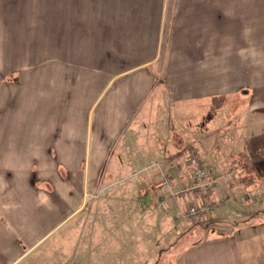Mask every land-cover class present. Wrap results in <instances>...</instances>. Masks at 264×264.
Listing matches in <instances>:
<instances>
[{"label": "crops", "instance_id": "obj_1", "mask_svg": "<svg viewBox=\"0 0 264 264\" xmlns=\"http://www.w3.org/2000/svg\"><path fill=\"white\" fill-rule=\"evenodd\" d=\"M98 1L86 0V11H83L79 8L80 0H0V264H71L69 256L80 243L86 249L85 254L93 253L97 240L89 226L92 206L88 204L93 194L89 193V187L93 189L92 178L89 181V170L86 176L83 171L80 175L79 170L73 169L75 162L66 161L89 157L96 150L90 148V142L106 143V150L108 139L117 132L118 137L134 142L125 151L126 155L153 159L158 167L161 165L158 174L151 175L158 179L163 177L165 166L181 169L178 160L175 161L179 152L168 148L169 142L175 140L174 135L170 136L175 101L236 92L245 85L250 93L252 90L250 107L246 110L264 108V54L256 55L253 51L255 45H264V0H165L160 6L166 20L164 29L184 31L182 37L174 40L182 41L186 47L192 45V40L198 42L196 37L192 38L195 35L191 36L195 30L205 53L194 57L200 62L215 63V67L202 64L198 69L176 70L174 62H185L190 56L178 52V57L171 53L158 57L166 61L165 69L155 65L150 70L145 63L152 64L159 56L153 51L150 56L139 59L141 65L120 68L115 73L110 68L103 71L107 77L104 86L95 85L88 109L79 110L74 105L79 101V85L75 80L79 73L75 77L73 72L56 76L58 71L50 75L45 71V75L40 68L50 59L48 48L62 43L63 27L57 24L55 15L96 12ZM102 2L105 6L111 3L106 8L105 19L116 30H121L123 21H128L129 17L123 19L124 14L140 13L137 7L125 10L122 0ZM97 20L99 23L101 18ZM129 20L135 22L137 18ZM69 28L73 25L64 27ZM74 42L78 44V40ZM72 44L70 41L69 45ZM237 45L247 47L245 59L243 54L237 55L236 48L230 54H235L238 62L247 63L245 71L223 70L224 48L213 52L205 49ZM31 61L36 64L32 65ZM101 101L102 107L94 118ZM85 114L89 116L84 122ZM91 123L93 129L89 130ZM197 139L202 145V151L199 150L202 163L205 166L207 159L213 165V173L218 174L215 178L218 189L206 198L211 206H216L217 212L219 204L227 199L232 204L235 201L229 191L240 198L244 195L236 191L242 189L250 191V198L262 195L264 130L253 145L246 138L240 149H235L233 143L228 150L220 147L221 139L217 138L205 141L197 136ZM230 141L234 142V137ZM218 152H223L219 161L214 159ZM64 164L74 172L66 171L63 175ZM142 164L124 175L150 176ZM246 172H253L257 180L252 182L240 176ZM132 177L135 176L129 178ZM181 179L174 178L170 187L137 185L135 178L133 186H126L135 192L136 198L129 204L131 209L122 205L118 209L123 220H119V231L114 227L113 237L109 209L103 219L101 241L107 247L102 257L104 264H264V218L261 217L239 228V233L196 238L177 251L173 249L176 239L184 232L174 223L176 209L180 211V202L184 200L181 196H185L183 189L178 190ZM253 183L257 186H252ZM112 186L115 185L103 188ZM200 195L201 192L196 195L198 201L206 196ZM169 210L174 214H171L172 221ZM181 215L188 217L186 209H181ZM246 215L257 216L248 211ZM161 216L165 219L159 221ZM218 216L216 226L220 227L230 226L229 220L234 219ZM90 223L95 226L93 220ZM248 229L250 235L238 240L240 233ZM52 236L54 242L59 240L58 246H52V241L47 240ZM116 238L117 248L112 249Z\"/></svg>", "mask_w": 264, "mask_h": 264}, {"label": "rangeland", "instance_id": "obj_2", "mask_svg": "<svg viewBox=\"0 0 264 264\" xmlns=\"http://www.w3.org/2000/svg\"><path fill=\"white\" fill-rule=\"evenodd\" d=\"M109 1V0H108ZM165 0H122V6L125 10L130 11L129 9L139 8L140 13L136 14H124L123 19L128 21H123V28L121 30L113 29L109 27L105 19L106 8L111 6L109 2L108 5L101 3V0L96 2L95 5L97 8L94 9L96 12H83L77 14H59L55 15L57 17V24L63 27L62 30V43H59L57 46H52L48 48L47 57L50 58L45 63L42 64L40 71L45 75V71H48V75L53 74L55 71H58L56 76L60 73L73 72L74 75H78L79 78H76V82L79 85V101H75L74 105L80 109L87 110L89 107V96L93 93L94 87L104 86L106 78L104 77L105 70L109 71V68L112 72L119 70L120 68H128V66L141 65L140 60L146 56H150V52L154 51V55H159L156 57V61L152 64L145 63L149 65L148 69L153 70L155 65H159L160 69H165L166 61L164 58L168 53H171L178 57V52L183 54H190L188 60L185 62L175 61L174 67L176 70L183 69H198L202 68L203 65H209L212 69L215 67V63L211 62H200L194 56H198L202 52V45L199 43V38L196 35V31H191L192 38H197L198 42L192 40V45L186 47L182 45L181 42L174 40V37H182L184 31L178 30H169L168 32L164 29L165 21L164 11H161L160 6L164 5ZM82 6L80 5V10L86 11V0H80ZM84 4V5H83ZM61 5V4H60ZM82 12V11H80ZM100 17L101 20L98 23L97 18ZM137 18V21L133 22L129 20L131 18ZM158 17V21L157 20ZM54 18V19H55ZM65 25H73L72 29L65 30ZM107 25V26H105ZM76 26L77 28H75ZM167 37V38H165ZM75 40H78V44H75ZM70 41H73V44L70 46ZM162 42V43H160ZM176 42L177 45L174 43ZM181 44V45H178ZM224 48L223 51V70H233V69H247V63H242L243 61L238 62L235 54H230L231 50L237 49V55L242 57V54L245 59L246 55V46L237 45L235 47H205L211 52L216 49ZM253 51L256 55L264 54V45H255ZM234 53V52H233ZM110 57V58H109ZM228 57V58H227ZM107 58V61H106ZM128 58L132 61H125L123 59ZM29 63V62H28ZM32 65L36 64V61H31ZM103 73V77H101ZM75 77V76H74ZM73 77V78H74ZM92 82V84H91ZM93 87V88H92ZM75 88V87H74ZM252 93V90H251ZM245 85L239 87L236 92H221L217 94L204 95L202 97H194L189 100H182L181 102L175 101V106H173V112L171 115V131L170 136L174 135V142H169V150L179 152V155L176 156L175 161L178 160L180 164V171L177 170L176 166H165V175L168 176V184L163 185H173V179L182 177L181 185H179L178 190H182L185 196H181L184 200L180 202V211L176 209L175 215L169 212V220L172 221L171 214L174 215V223L176 227L181 226L183 235L176 239V244L173 246V249H181L188 242L194 241L196 238H205L209 236H214L218 233H239L238 229L243 228L244 226L254 223L259 218H264V191L262 195L251 200L250 191L242 189L236 191L238 194L246 195L249 199L244 196H236L229 191L231 199L235 198V203H230L229 200L224 201L219 204L218 213L216 211V206L212 205L210 212H212L206 222L197 223L194 222L189 217H183L181 215V209H187L191 204H194L193 195L194 191H185V187L188 184L189 180L192 178V167L189 163V147L190 145L197 148L198 154L202 157V145L199 144L198 138L203 140L212 141L214 138L221 139L219 146L228 149H231V143L234 144L235 149H240L244 146V140L249 138L254 144V139H257L261 135V131L264 130V108L254 109L252 112L247 111L246 109L250 107L251 94ZM104 94V93H103ZM261 96V95H258ZM159 101V100H158ZM157 101V102H158ZM71 103V102H70ZM102 107V101L100 105L94 112L99 110ZM72 113L70 112V116ZM89 116V115H88ZM87 114L84 115L85 119L88 118ZM91 116V114H90ZM67 118V117H65ZM93 118V117H92ZM89 130L93 129V123L88 126ZM117 131V125L115 126ZM172 130H174L172 132ZM148 133L151 135L152 127H148ZM146 136L147 134L144 133ZM247 135V136H246ZM231 137H234V142L230 141ZM107 148L104 149L106 143H95L90 142V148L95 149V152L90 153L89 157L83 159H67V163L70 161L75 162L73 165L74 170H79L81 175L82 171L87 173L89 170V181L92 178L93 189L89 187V193L93 194L88 198V204L91 207L89 210V226L96 235V240L92 248V252L87 251L82 248L81 243L73 249L70 257L71 264H104L103 254L107 252V247L104 245L102 239L103 231V219L104 216H108L106 209L110 210L112 229L111 234L113 237L114 227L119 231V220H123L122 213H119V208L122 206H128V210L131 209V202L136 198V194L133 190L128 189L127 185H134L135 178L138 179L137 185H148L152 180L153 182H161L163 177L151 176L158 174V169L161 165L155 164L156 161L149 158H140L135 156H129L125 154L126 150L131 148V145L134 144L133 141H127L124 137L120 138L117 135L112 136L107 141ZM99 147V148H97ZM200 150V151H199ZM101 152V153H100ZM223 152H218L214 159L219 161V156ZM202 160V158H201ZM205 168L211 173L210 177L215 179L218 177L217 173H213V165H210L209 161L207 162ZM260 160V159H258ZM204 162V161H203ZM144 166V171H148L150 176L147 177L145 173H132V175H124L129 171L136 169L138 164ZM65 165V164H64ZM71 166H64L62 168L63 175L66 171H71ZM146 167V168H145ZM70 173V174H71ZM62 176V175H61ZM163 176V175H162ZM237 176V174L235 175ZM241 177H244L252 182L257 180L256 175L253 172H246L240 174ZM147 177V178H146ZM129 178V179H128ZM71 180L72 178L69 177ZM160 180V181H159ZM239 180V178H236ZM157 182V183H158ZM218 182V181H217ZM244 182V181H243ZM86 185V178H85ZM91 185V184H90ZM91 185V186H92ZM105 185H115L114 187H105ZM220 185V184H219ZM252 186H257L254 183ZM264 186V185H262ZM164 189H167V186H164ZM167 191V190H166ZM179 192V191H177ZM250 194V195H249ZM239 197V198H236ZM130 199V200H129ZM128 203L126 204V201ZM225 211L224 214L221 211ZM250 212L254 215V218L248 217L246 212ZM216 213L218 215H223L226 218H234L229 220L230 226H216L219 224L215 218ZM211 218V220H210ZM162 216L158 219L159 221L163 220ZM213 219V220H212ZM220 219V218H219ZM94 221L95 226L92 227L90 221ZM252 221V222H251ZM251 222L249 224H245ZM182 223V224H181ZM189 228L192 230V233L188 234ZM108 232V229H107ZM251 230H243L238 236V240L244 235H250ZM47 240L52 241L53 245H59V240L53 241V236ZM116 242L112 244V249H116ZM102 250V252H100ZM115 257V256H113ZM102 259V260H101ZM143 259V263H145ZM115 264V263H109ZM154 264V263H153Z\"/></svg>", "mask_w": 264, "mask_h": 264}, {"label": "built area", "instance_id": "obj_3", "mask_svg": "<svg viewBox=\"0 0 264 264\" xmlns=\"http://www.w3.org/2000/svg\"><path fill=\"white\" fill-rule=\"evenodd\" d=\"M189 163L192 167V178L189 180L188 184L185 187V191H194L193 201L194 204H191L189 208L186 209V214L194 222L203 223V221L208 216L211 204L207 201V197L214 191H217V182L213 179H209V172L203 166L201 157L199 156L196 149L189 150ZM168 177L163 174V180L158 184H148V185H162L167 184ZM201 192L202 200L198 201L196 195ZM204 192V193H203ZM183 193V192H182Z\"/></svg>", "mask_w": 264, "mask_h": 264}]
</instances>
